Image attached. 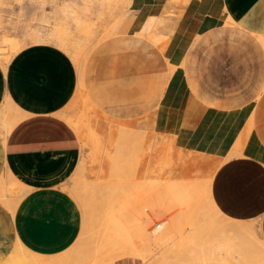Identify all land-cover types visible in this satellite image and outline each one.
Returning a JSON list of instances; mask_svg holds the SVG:
<instances>
[{
    "label": "crops",
    "instance_id": "1",
    "mask_svg": "<svg viewBox=\"0 0 264 264\" xmlns=\"http://www.w3.org/2000/svg\"><path fill=\"white\" fill-rule=\"evenodd\" d=\"M127 5L117 34L85 60L79 96L117 121L151 118L179 151L224 160L211 199L230 219H260L264 240V0ZM173 7L175 20L165 16ZM151 18L173 25L162 45L140 35ZM79 88L74 60L56 45L30 44L0 61V180L27 189L15 212L0 202V264L19 248L67 257L78 239L81 211L62 186L81 157L68 121ZM8 113L21 116L10 130ZM240 144L246 155L227 159Z\"/></svg>",
    "mask_w": 264,
    "mask_h": 264
},
{
    "label": "rangeland",
    "instance_id": "2",
    "mask_svg": "<svg viewBox=\"0 0 264 264\" xmlns=\"http://www.w3.org/2000/svg\"><path fill=\"white\" fill-rule=\"evenodd\" d=\"M127 8V0H0V61L6 65L15 53L30 44H52L74 60L80 81L69 107L73 115H69L68 121L78 135L81 157L62 188L73 195L75 202L73 197L81 196L83 200V208L76 202L81 211L82 231L67 257H17L23 260L18 264H143L147 257H154L156 264H264V250L259 253L264 241L262 248L260 242L256 245L250 241L251 247L248 234L238 231L242 223L231 219L224 222L226 216L215 207L210 194L208 198L203 192L224 160L179 151L169 137L153 132L151 118L117 121L94 111L87 99L79 96L85 60L95 46L117 34ZM177 14L174 7L165 10L168 19L175 20ZM160 21L151 18L145 28L151 27L158 36L162 31L170 33L173 25L163 29ZM8 116L9 113L6 124ZM127 123H139L137 131H122L120 126ZM103 126L114 129L105 130ZM258 151L256 156L262 157ZM242 154L246 155L239 152ZM8 185L7 188L12 186ZM19 189L14 187L16 192ZM106 194L111 196H107V201L111 198L109 209L103 200ZM116 198L125 207L117 206L121 203ZM136 213L143 214L135 225L131 216ZM104 238L106 244L98 249L96 246ZM217 248L219 254L215 257L221 260H210ZM17 251L27 255L22 248Z\"/></svg>",
    "mask_w": 264,
    "mask_h": 264
},
{
    "label": "bare ground",
    "instance_id": "3",
    "mask_svg": "<svg viewBox=\"0 0 264 264\" xmlns=\"http://www.w3.org/2000/svg\"><path fill=\"white\" fill-rule=\"evenodd\" d=\"M171 4H173L172 2H170ZM168 4V5H171V4ZM168 5H167V7H168ZM170 8V7H169ZM172 9V8H171ZM160 19V18H159ZM153 23V22H152ZM163 23V22H162ZM157 28H158V24H157ZM163 28H165V27H163ZM166 29V28H165ZM159 30V29H158ZM157 30V31H158ZM173 30V29H172ZM172 30H171V32L170 33H165L164 31H162V32H160L159 34H160V36H158V34L156 35L155 34V31H153V30H151L149 27L147 28V29H142L141 30V32H140V35H148V36H150V37H152L153 39L155 38V40H156V42L158 43V44H160V45H162V44H164V42L166 41V38L168 39V37L170 36V34L172 33ZM159 32V31H158ZM157 33V32H156ZM183 60V59H182ZM184 63V62H183ZM183 67V66H182ZM183 69V68H182ZM170 72V71H169ZM170 75V74H169ZM88 102V101H87ZM89 107V106H88ZM94 111H96L95 109H94ZM96 112H98V111H96ZM70 115H73L72 113L70 114ZM12 115H10V116H8V129L10 130L12 127H13V125H15L20 119H21V116L20 115H17V117H16V119H10V117H11ZM15 116V115H14ZM76 123H77V120L75 121ZM112 123V122H111ZM114 124V123H113ZM117 124V123H116ZM131 124V123H130ZM129 123H127V124H125V125H122V126H120L121 128H122V131H125V130H127L128 132H130V133H134V131L136 130L137 131V127H138V125H139V123H133V124H131L130 125ZM140 125H141V123H140ZM74 126V125H73ZM142 126V125H141ZM104 127V129L105 130H109V129H114L113 127H111V128H109L110 126H103ZM6 128V129H7ZM76 128V127H75ZM126 128H128V129H126ZM79 129V128H78ZM142 130V128L141 127H139V130ZM81 130V129H80ZM135 131V132H136ZM236 148H238V150H234L230 155L232 156V157H236V156H240L239 155V152L240 153H246V152H244V150L242 149V147H241V144L240 145H238ZM257 150H259L258 152H260V154H262V151H261V149L260 148H258L257 147ZM243 155V154H242ZM229 159V158H228ZM221 163V162H220ZM223 163V162H222ZM221 163V164H222ZM219 166V165H218ZM221 166V165H220ZM210 179V178H209ZM86 181L88 182V179H86ZM85 181V182H86ZM95 182H96V180H95ZM212 182V181H211ZM210 182V186H208L207 188L205 187V188H203V192H205V194H207V197L209 196L208 194H210V191H211V183ZM88 183H90V182H88ZM4 184H6V187L4 186ZM8 184H11L12 186L11 187H8L7 188V186H9ZM74 185V184H73ZM72 185V186H73ZM85 185V184H84ZM87 185V184H86ZM90 185H91V183H90ZM4 186V187H3ZM206 186V185H205ZM14 187H19L20 189L19 190H17L18 192H16V190H14ZM84 187V186H83ZM82 187V188H83ZM81 188V189H82ZM80 189V190H81ZM26 190L27 189H25L24 187H22L21 186V184L19 185L18 184V182H16L13 178H11L10 176L8 177V178H2L1 180H0V201H5V203H3V204H5L7 207H9L10 209H12V211H14V209H15V207H16V205L18 204V202H19V200L24 196V194L26 193ZM179 190V189H178ZM73 191H75V190H73ZM72 192V191H71ZM78 192V190L76 191V193ZM18 193V194H17ZM180 193V192H179ZM15 194V195H14ZM78 194H79V192H78ZM77 194V195H78ZM185 194V193H184ZM187 194V193H186ZM12 195H14V196H12ZM27 195V194H26ZM188 195V194H187ZM71 196H73V195H71ZM75 196V195H74ZM80 196V195H79ZM107 196H109V195H104L103 197H105V198H103V200L104 201H107ZM178 196V195H177ZM176 196V197H177ZM186 196V195H185ZM204 196V195H203ZM211 196V195H210ZM209 196V197H210ZM13 197V198H12ZM102 197V196H101ZM109 197H111V196H109ZM178 197H180V195L178 196ZM183 197V196H182ZM206 197V196H205ZM208 197V198H209ZM15 198V199H14ZM75 200H76V202L78 203V205H80V206H82V208L83 207H85L84 206V204H83V200L81 199V196H80V198L79 197H73ZM84 198H85V196H84ZM87 198H88V195H87ZM87 198H86V201H87ZM208 198H207V200H208ZM116 199H118V198H116ZM175 199V198H174ZM177 199V198H176ZM85 200V199H84ZM100 201H102V199H99ZM210 200V199H209ZM120 200L118 199L117 200V202H119ZM180 201H182L181 199H180ZM110 203L111 202V198H110V200L109 201H107V203ZM115 202V201H114ZM102 203V202H101ZM100 203V204H101ZM106 203V204H107ZM109 203H108V209H109ZM119 203H121V202H119ZM176 203V202H175ZM174 203V204H175ZM104 204V203H103ZM102 204V205H103ZM105 204V205H106ZM113 204H115L116 205V202L115 203H113ZM86 205V204H85ZM102 205H100L99 206V208L102 206ZM114 205V206H115ZM208 205H209V203H208ZM213 204H211V206H212ZM113 206V205H112ZM112 206H111V208H112ZM117 206H120V208H122V207H125V205L123 204V203H121V204H117ZM106 207V206H105ZM199 207V206H198ZM203 207V206H202ZM114 208V210H115V207H113ZM179 208V207H178ZM183 208V207H182ZM200 208V207H199ZM214 208V207H213ZM101 209V208H100ZM116 209H117V207H116ZM202 209V208H201ZM205 209V208H204ZM98 210V209H97ZM120 210V209H119ZM200 210V209H199ZM111 211H112V209H111ZM116 211V210H115ZM183 211V210H182ZM182 211H180V212H182ZM15 212V211H14ZM143 212V211H142ZM200 212V211H199ZM88 213V212H87ZM95 214H97V211H96V213ZM94 214V215H95ZM114 215L116 214V212H114L113 213ZM113 214L110 216V218H111V220H112V216H113ZM139 213H136V214H133L132 216H131V221H132V223L133 224H137V222H139V219L141 218L140 216H142L141 214H143V213H141L140 215H138ZM181 214V213H180ZM205 214V213H204ZM204 214H203V216H204ZM86 215V214H85ZM98 216H100V213H98L97 214ZM201 215V214H200ZM89 216V215H88ZM121 216V215H120ZM193 216V215H192ZM213 216V215H212ZM114 217V216H113ZM140 217V218H139ZM205 217V216H204ZM203 217V218H204ZM99 219H100V217H98ZM206 218H207V216H206ZM109 219V218H108ZM230 218H228V217H226L225 219H224V222H226V221H230L229 220ZM262 219V218H261ZM110 220V221H111ZM113 220H115V219H113ZM135 220H136V222H135ZM202 220V219H201ZM231 220H233V219H231ZM258 220V221H257ZM257 220H255V222H250V221H236V220H234V221H236V222H239V224L240 223H242V227L240 226V227H238V225L236 226V227H238L239 228V233H244V235L245 234H248V238L249 239H247L246 237H243L244 239L246 238L247 239V241H248V243L250 242V241H253L252 242V244L253 243H255L256 245H257V243L258 242H260V244H259V247H261L262 248V246H263V249H262V251L261 252H259L260 254L261 253H263V250H264V244H262V246H260L261 245V242H263L264 240H263V237H262V229H261V220L260 219H257ZM206 221V220H205ZM209 221V220H208ZM114 222V221H113ZM112 222V223H113ZM210 222H211V220H210ZM235 222V223H236ZM261 222V223H260ZM135 224V225H136ZM229 224V223H228ZM232 224V223H231ZM237 224V223H236ZM98 225V224H97ZM115 225V224H114ZM232 225H234V224H232ZM235 226V225H234ZM98 227V226H97ZM209 227V226H208ZM243 228V229H242ZM88 230V229H87ZM142 230V229H141ZM211 230V229H210ZM82 231V230H81ZM103 231V230H102ZM101 231V232H102ZM212 231V230H211ZM105 231H103V233H104ZM109 234H111L110 232H108ZM99 235H100V233H98ZM159 234V233H158ZM216 234H218V233H216ZM154 235V234H153ZM213 236H214V234H212ZM103 235H101V237H102ZM217 236V235H216ZM209 237V236H208ZM103 238V237H102ZM112 238V237H111ZM110 238V239H111ZM141 238V237H140ZM139 239V238H138ZM255 239L257 240V241H255ZM101 240V239H100ZM107 239H105L104 238V241L102 240L101 242H99L98 244H100L99 246H96L98 249H102V247H103V245L104 244H106V241ZM134 240H135V238H134ZM246 241V240H245ZM134 242V241H133ZM257 242V243H256ZM96 243V242H95ZM107 243H109V242H107ZM243 243V242H242ZM246 243V242H245ZM245 243H243L244 245H245ZM93 244H94V242H93ZM250 244V243H249ZM248 244V245H249ZM18 245V244H17ZM91 245V244H90ZM241 245V244H240ZM247 245V244H246ZM245 245V246H246ZM248 245H247V247H248ZM251 245V244H250ZM128 246V245H127ZM236 246V245H235ZM243 246V245H242ZM245 246H244V248H245ZM218 247V246H217ZM238 247V246H237ZM251 247H252V245H251ZM219 248V247H218ZM218 248H217V252L215 251L214 252V257L212 256V258L210 259V260H212L213 258L215 259L216 257V255L217 254H219V251H218ZM222 248H224V247H222ZM250 248V247H249ZM247 249V248H246ZM245 249V250H246ZM251 249V248H250ZM256 249H258V246H257V248ZM224 250V249H223ZM225 250H230L229 248H227V249H225ZM244 250V249H243ZM253 250V249H252ZM166 252V251H165ZM223 252V251H222ZM227 252V251H226ZM211 253H213V251L211 252ZM244 253V252H243ZM248 253V252H247ZM259 253H257V254H259ZM13 254V255H12ZM10 256L11 257H8V259L4 262V264H18V262H23V260L22 261H20V259L18 260V258L17 257H33L34 255H32V254H28V252H27V255L26 254H24V253H20V252H18L17 251V249L15 250V252H13ZM246 254V253H245ZM86 255V254H85ZM254 255V254H253ZM264 255V254H263ZM246 256V255H245ZM255 256V255H254ZM132 257V256H131ZM211 257V256H210ZM253 257V256H252ZM255 257H257V256H255ZM262 257V256H261ZM135 258V257H134ZM140 258V257H139ZM143 258V257H142ZM148 258V259H147ZM146 258V261L143 263V264H156V262H154V257H147ZM158 258V257H157ZM218 258H219V260H221V258L220 257H217L216 259L217 260H215V261H218ZM164 260V259H163ZM167 260V259H166ZM24 261H26V258L24 259ZM27 264V263H29V262H24V264ZM158 263H159V261H158ZM157 263V264H158ZM239 264L238 262H235V264ZM246 263V262H245ZM161 264V263H160ZM193 264V263H192Z\"/></svg>",
    "mask_w": 264,
    "mask_h": 264
}]
</instances>
